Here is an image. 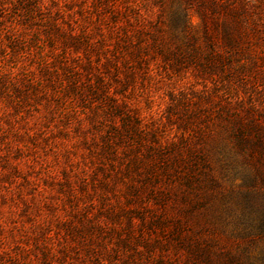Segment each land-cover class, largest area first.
I'll return each instance as SVG.
<instances>
[{
	"label": "rangeland",
	"instance_id": "374dc122",
	"mask_svg": "<svg viewBox=\"0 0 264 264\" xmlns=\"http://www.w3.org/2000/svg\"><path fill=\"white\" fill-rule=\"evenodd\" d=\"M0 264H264V0H0Z\"/></svg>",
	"mask_w": 264,
	"mask_h": 264
}]
</instances>
